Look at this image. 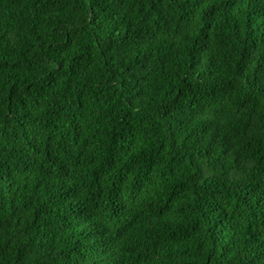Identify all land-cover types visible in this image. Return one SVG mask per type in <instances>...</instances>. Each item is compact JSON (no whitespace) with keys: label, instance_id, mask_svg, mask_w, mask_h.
<instances>
[{"label":"trees","instance_id":"trees-1","mask_svg":"<svg viewBox=\"0 0 264 264\" xmlns=\"http://www.w3.org/2000/svg\"><path fill=\"white\" fill-rule=\"evenodd\" d=\"M0 264H264V0H0Z\"/></svg>","mask_w":264,"mask_h":264}]
</instances>
